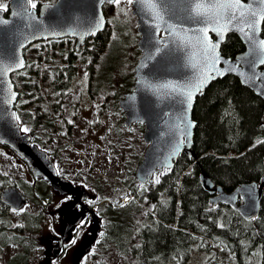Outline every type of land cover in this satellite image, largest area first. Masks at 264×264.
I'll return each instance as SVG.
<instances>
[{"label": "trees", "instance_id": "16d2710c", "mask_svg": "<svg viewBox=\"0 0 264 264\" xmlns=\"http://www.w3.org/2000/svg\"><path fill=\"white\" fill-rule=\"evenodd\" d=\"M56 1L44 0L43 3ZM111 34L112 31L107 26L105 32L96 39L98 51L104 47L106 40L109 42ZM117 48L119 49L118 46ZM244 50L242 41L231 35L222 47V54L234 59ZM116 66L115 56L109 67L114 70ZM109 85L110 88L113 87L112 84ZM119 98V94L115 96L114 105L112 99L110 108L121 117L120 127H117V130L120 129L117 134L121 136L128 134L130 130L124 125V114L118 108ZM22 104L20 99L16 106L20 123L23 122ZM194 120L197 123L193 145L196 158L191 160L186 154L181 155L175 167L164 171L165 174L160 176V183H154L153 179L147 185H142L141 191L134 172L130 175L131 179L125 181L133 197L128 204L115 206L107 201L106 194H103L105 186L98 181L90 183L93 189L73 182L75 186H83L95 193L96 201L93 205L99 207L98 216L103 223V235L97 244L103 250H115L116 253L123 254L133 260L132 264H187L194 244L212 240L224 251L227 248L232 250L240 262L246 251L254 254L261 252V264H264V198L260 216L245 220L235 208L225 205L213 207L210 195L201 183V176L205 173L216 187L232 192L245 183H258L262 180L264 102L242 85L239 79L227 77L212 84L206 94L197 100ZM138 125L142 135L145 127ZM122 128L126 130L125 133L121 132ZM31 135L33 143L47 152L57 136L55 132ZM121 138L125 139V136ZM48 153L58 161L55 152ZM142 160L143 157L139 164ZM92 171L93 168L89 173ZM19 178L12 180V185L18 188L23 186V179H26L22 176ZM34 180L28 186H23L24 191L21 190L35 210L27 213L32 221L25 225L18 219V212L12 211V214L15 213L12 228L9 225L8 228L4 225L0 227V232H3L1 248H19L16 254L8 258L7 264H36L38 254L43 256V264L48 259V250L37 234L41 225L46 222L54 193L45 181H37L40 183L38 185ZM113 185L115 186L109 184V188L112 189ZM126 195H121L120 199H124ZM7 232L11 234L10 237L6 236ZM14 232L25 233L22 237L13 238ZM61 237L62 234L51 238L49 242L56 246ZM68 247L67 242L51 264L59 262V257Z\"/></svg>", "mask_w": 264, "mask_h": 264}, {"label": "water", "instance_id": "95a60500", "mask_svg": "<svg viewBox=\"0 0 264 264\" xmlns=\"http://www.w3.org/2000/svg\"><path fill=\"white\" fill-rule=\"evenodd\" d=\"M190 0H164L168 13L164 19L177 29H195L201 25L188 18L187 8ZM249 0H244L248 3ZM113 6L108 0H58L54 4H41L35 9L26 0H11L8 9L0 11V20L8 21L0 24V65H11L22 60L24 67L9 72L0 78V143L10 148L31 167L35 178H43L51 184L54 192L71 199L63 208L62 221L65 224L63 236L48 257L46 264L56 259L70 234L85 217H92V233L88 242L80 245L75 253L73 264H81L84 256L96 245L102 232V222L98 213L84 205L89 194L84 188L75 187L68 180L60 178L57 167L50 155L40 149L32 141L31 136L24 133L16 111L20 97L13 82V75L22 72L26 67L25 51L31 45L48 40L72 38L77 40V50H80L86 39L96 37L107 29V19L104 8ZM134 15L138 19L140 36L138 49L141 53L134 72L135 83L133 91L121 96L119 109L124 113L125 126L132 128L135 124L145 127L144 142L148 145L143 160L138 166L135 178L141 185H147L156 174L167 169L162 164L175 167L181 155L186 154L191 160L195 159L193 151L197 123L194 120V109L199 98L217 81L227 77L239 79L242 85L252 90L264 102V64L259 58L264 53L252 51L248 39L236 29H228L217 35L210 31L208 36L212 43L217 44L216 54L219 63L215 66L214 76L206 80L199 92L194 91L191 107L182 105L179 99L169 96L162 86L166 83L185 85L194 83L200 76L203 57L198 55L199 49L195 43L196 33L187 31L193 42L187 48H176L174 45L165 47L167 33L156 34L150 16L140 5L133 3ZM33 12L36 21L27 16ZM15 13V14H14ZM103 24L97 26V22ZM163 27V26H162ZM255 40L264 39V24L260 26ZM95 34H91L92 32ZM237 36L243 43V53L233 58L222 54V47L229 36ZM161 48L155 53V48ZM153 58H149V53ZM256 59L252 67L249 61ZM196 65V67H193ZM226 69H232L226 71ZM251 78V79H250ZM9 88L16 93V98L8 103ZM192 126L189 128L188 125ZM189 135L183 143L184 131ZM151 173L148 182L145 177ZM201 183L210 195L213 207L225 205L237 209L245 220L257 219L260 216L264 198V177L260 182L245 183L232 192H226L222 187H216L207 174H202ZM3 201L12 209L25 208L27 197L16 186L7 188L2 194ZM81 206L79 213L75 211ZM48 253V252H47Z\"/></svg>", "mask_w": 264, "mask_h": 264}, {"label": "rangeland", "instance_id": "374dc122", "mask_svg": "<svg viewBox=\"0 0 264 264\" xmlns=\"http://www.w3.org/2000/svg\"><path fill=\"white\" fill-rule=\"evenodd\" d=\"M10 1L0 0V4L6 5L8 9ZM43 1L34 0L36 7L41 5ZM104 11L112 36H109L110 39L106 49L95 60L91 59V56H85L79 58L76 62L78 67L79 64L83 65V68L79 67L80 72L74 79V94L71 100L77 106L76 115L78 117H73V115L75 116V111L72 107L70 122H74L76 126L73 127L72 134L69 136H59L57 134L49 151L56 153L58 160L61 161V168L68 170L69 178H71L72 182L92 188L90 183L98 181L100 185L105 186L103 194H106L107 201L115 206H124L133 200L131 189L128 188L125 181L131 179L130 175L135 172L134 169L137 168L141 157H143L147 144L144 142L143 133L141 135V128L138 124L129 129L128 134L121 135L122 137L125 136V139L117 134L120 130H117V127H120L121 117L118 113L114 114L111 111L110 105L112 104V99L114 105L115 96L129 92L133 86L135 66L140 58L138 23L133 12V4L122 3L119 7L116 5L106 6ZM59 51L61 50L54 49L55 56L52 53L50 59L54 60L55 64H57L59 56L60 58L66 56L62 52L58 54ZM115 56L117 58V66L113 70L112 67H109V63ZM33 64L34 68L40 69V71L51 69L49 62L40 63L34 61ZM37 81L38 79L35 78V82ZM109 84H112L113 87L110 88ZM102 92L105 95L107 93L108 96L105 102L104 96L97 98ZM95 96L97 98L96 102L92 99ZM104 105H106L108 111L106 114L101 115L99 109ZM101 116H103V124H100ZM125 131L122 128L121 132L125 133ZM65 133L67 131L64 129L63 134ZM12 155L13 159L10 164L11 179L22 176L26 178L25 180L23 179V186H28L33 182L30 180L32 178L34 180V175L26 170L21 162L23 160L19 156L14 152H12ZM91 168H93V171L89 173ZM37 181L35 184L40 185ZM109 184H115V186L113 185L112 189H110ZM23 186L19 189L24 191L25 187L23 188ZM139 186V191H141L142 185L140 183ZM125 194L127 195L124 199H120V196ZM91 196L94 200L95 195ZM60 205L58 200H53L50 211H48L46 216V222L41 225L40 232L37 234L38 238L42 239L44 248L46 247L48 250L47 256L51 255L54 247V243L49 242L50 239L58 237L65 229V224L62 221L63 208L60 211L58 209ZM28 211L34 212L35 210H33L31 205H28L25 207V211L17 214L18 219L25 225L32 221V217L27 214ZM13 215L15 213L12 214V219ZM5 219L8 220L9 217L4 216L3 221ZM16 223V220H14V224ZM23 233L14 232L13 238L15 236L22 237ZM91 233L92 226L82 229L78 228L77 231L72 233L70 241L75 239L76 243L70 244V241L68 242L69 247L64 251V254L62 253L59 257V262H56V264H73L78 247L89 241ZM2 234L3 232H0V239L3 237ZM10 235L7 232L6 236L10 237ZM45 240H47L46 243H44ZM98 241H101V235ZM209 246L204 241L202 244H194L187 264H261V252L254 254L252 251H246V254L244 253L242 257L243 261L240 262L232 250L227 248L226 251H222L216 245L214 247ZM18 251L19 248L15 246L5 250L1 248L0 243V264H7L8 258ZM132 261L123 254L116 253L115 250H103L97 244L91 253L84 256L81 264H132ZM36 264H43L42 255L38 254ZM170 264L178 263L173 262Z\"/></svg>", "mask_w": 264, "mask_h": 264}, {"label": "flooded vegetation", "instance_id": "af4514ba", "mask_svg": "<svg viewBox=\"0 0 264 264\" xmlns=\"http://www.w3.org/2000/svg\"><path fill=\"white\" fill-rule=\"evenodd\" d=\"M102 34L103 33H100L96 37L86 39V41L80 47V50H77V40L72 38L41 41L31 45L30 47H28V49H26V67L22 72L17 73L13 76V82L16 86V90L20 94L18 101L21 99V101L23 102L21 106V114L23 120L21 126L22 129H29V131H24V133L28 134L29 136H32L31 134L42 135L46 134V132H48L49 134L55 132L59 136H69L72 134L73 127L76 126L74 122H70V111L72 107L75 111V116L73 115V117H78L76 115L77 106L75 102L71 101L72 96L74 94L73 83L74 79L78 76L80 72V68H83L82 64H79V68L76 62L79 58L85 56H91V59L95 60L99 54L103 53V51L108 46L107 40L104 47L101 48L99 51L97 50L98 48L96 42V39H98ZM54 49L61 50L58 52V54L61 52L62 54H66L65 57H63L62 55V58H60V56L58 57L57 64H55L54 60H50L52 57V53L53 56H55V53L53 52ZM30 60L32 63L30 62ZM34 61H38L40 63L49 62L51 69H44L43 71H40V69L34 68ZM35 78L38 79L37 82H35ZM134 83L135 79L133 78V86ZM133 86L131 88V91L127 93H131L133 91ZM123 94L120 95V98ZM101 96H104V102L107 101V93L105 95L104 92H102L98 95L97 98ZM97 98L95 96L92 99L94 102H96ZM107 111L108 110L106 105L102 106L99 109L101 115L106 114ZM101 117L102 118L100 120V124H103V116ZM50 125L53 127L50 128ZM64 129L67 131V133L65 134H63ZM12 152L13 151L11 149L4 147L0 143V227L4 225L5 228H8V225L12 228V208L8 206L2 198L3 192L9 187H13L11 179L12 172L10 170V164L12 163L13 159ZM21 162L25 166L26 170L31 172L32 169L28 165V163L24 160ZM56 167L58 170L59 177L68 180L71 184L74 185V183L69 178L68 170H63L61 168V161H56ZM37 179L45 181L53 191L49 182H47L43 178ZM30 181H33V178ZM75 187L84 188L88 192L89 199L84 202V205L89 207L91 210H95L98 212L99 207H95L93 205L96 200L95 198L93 200L91 196L95 195V193H93L91 189L87 190L83 186ZM53 193L54 195L52 197V201L56 199L60 202L61 205L58 208L60 211L62 208H64L65 204L71 199V197L69 198V196H60L54 191ZM87 201H92V203L89 204L87 203ZM80 210L81 206L75 211L74 215L79 213ZM4 216L9 217V219H5L3 221ZM84 220L87 221L86 224L83 227H80L79 229L92 226L91 215L85 217Z\"/></svg>", "mask_w": 264, "mask_h": 264}, {"label": "snow or ice", "instance_id": "6c2138e0", "mask_svg": "<svg viewBox=\"0 0 264 264\" xmlns=\"http://www.w3.org/2000/svg\"><path fill=\"white\" fill-rule=\"evenodd\" d=\"M103 2V0H102ZM109 3L119 7L122 3L132 5L136 3L150 16L152 27H154L156 34L159 35L161 31L166 32L167 38L164 41V46L169 47L174 45L176 48H187L189 44L193 42L192 37L187 35V31L195 32V43L199 49L198 55L203 57L202 68L200 76L194 83H188L185 85L166 83L162 86V89L168 93L169 96L179 99L182 105L191 107L194 91L199 92L205 85L206 80L209 77L214 76L215 66L218 64L219 57L216 54L217 44L211 42L208 33L210 31L216 32L220 35L222 31L228 29H236L240 31L249 41L252 46V51L255 53H264V39L259 41L255 40V36L258 31L261 30L260 26L264 24V0H249L248 3H244V0H190L187 8L188 18L192 21L200 24L201 26L195 29L185 30L183 28L177 29L174 25L169 24L165 19V15L168 13V7L164 3V0H108ZM26 3L31 6V9L36 8L34 0H26ZM7 10L6 5L0 4V11ZM15 14V13H14ZM27 16L36 21L37 17L33 12H27ZM8 21L0 20V24H7ZM103 24V20L97 22V26ZM163 26V27H162ZM91 34H95L93 31ZM155 53H160L161 48H155ZM149 58H153L152 53H149ZM256 59L249 61L252 67L256 64ZM259 63L264 64V55L259 58ZM24 67V62L19 60L11 65H0V78L7 75L9 72H13L19 68ZM196 67V65H193ZM232 69H226L231 71ZM251 79V78H250ZM10 98L8 103H11L16 98V93L12 92L9 88ZM17 120L19 117H15ZM192 125L189 124L190 128ZM23 131L27 132L29 129L24 128ZM189 133L184 131V137L180 140L183 143L187 139ZM163 169L170 171V166L162 164ZM165 174L164 171L155 175L154 183H160V176ZM152 174L149 173L145 177V182H148V178ZM70 198V197H69ZM91 204L92 201H87ZM13 212H23L25 208L12 209ZM86 220H81L78 228L83 227L86 224ZM223 227V225H220ZM103 235V233H101ZM76 240L70 241V244H75Z\"/></svg>", "mask_w": 264, "mask_h": 264}]
</instances>
